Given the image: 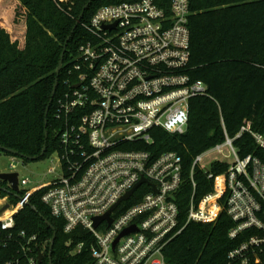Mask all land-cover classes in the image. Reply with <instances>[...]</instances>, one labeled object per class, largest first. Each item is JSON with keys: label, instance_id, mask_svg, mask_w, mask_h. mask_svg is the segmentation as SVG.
<instances>
[{"label": "built area", "instance_id": "1", "mask_svg": "<svg viewBox=\"0 0 264 264\" xmlns=\"http://www.w3.org/2000/svg\"><path fill=\"white\" fill-rule=\"evenodd\" d=\"M190 13V0H125L100 6L82 23L88 38L65 68L67 88L54 104L58 174L41 186L18 190L16 202L0 189V246H13L5 264L48 259L50 240L14 230V215L42 188L41 201L62 219L63 232L80 228L92 238L90 264H171L164 256L168 242L188 223H213L222 211L233 223L228 238L240 239L227 253L229 263L264 264V160L253 153L240 156L234 145L247 132L264 151V131H253L245 121L234 137L225 133L222 142L193 157L183 224L176 201L182 157L141 147L153 144L154 129L183 134L190 99L207 94L206 84L188 73ZM214 163L226 164L225 170L215 173ZM196 169L212 181L201 196ZM141 178L145 181L138 184ZM27 182L18 180V187ZM108 211L111 222L94 226V218ZM132 225L135 229L114 244ZM84 245L66 241L72 255Z\"/></svg>", "mask_w": 264, "mask_h": 264}, {"label": "trees", "instance_id": "2", "mask_svg": "<svg viewBox=\"0 0 264 264\" xmlns=\"http://www.w3.org/2000/svg\"><path fill=\"white\" fill-rule=\"evenodd\" d=\"M90 0H0V146L16 151L24 160L40 154L43 157L57 146L54 129V104L67 88L65 68L87 38L82 23L102 5L125 0H92L69 39L58 75V85L50 104L47 125L45 111L51 98L55 70L63 45L85 4ZM190 63L188 73L202 80L207 94L190 99L189 121L183 134H170L161 129L151 131L154 142L141 146L158 155L177 152L182 157L183 183L177 192L179 221H185L191 194L190 168L193 157L222 142L225 133L234 137L245 121L251 129L264 131V0H190ZM240 156L253 153L264 160L247 132L234 140ZM7 154H11L5 152ZM41 157V158H43ZM226 164H212L215 173ZM198 196L212 189L201 170L196 169ZM6 182L0 181L5 187ZM44 189L35 191L14 215L15 231L36 234L40 241L56 233L52 264H90L88 232L77 228L63 232V221L53 217L41 201ZM23 193V192H21ZM10 199L17 198L11 194ZM233 223L225 211L213 223H188L168 242L164 256L171 264H230L227 253L240 239L228 238ZM84 241L83 249L70 254L66 241ZM13 246H0V264L11 258ZM45 257L40 264H48Z\"/></svg>", "mask_w": 264, "mask_h": 264}, {"label": "water", "instance_id": "3", "mask_svg": "<svg viewBox=\"0 0 264 264\" xmlns=\"http://www.w3.org/2000/svg\"><path fill=\"white\" fill-rule=\"evenodd\" d=\"M92 2V0L88 1L85 6L83 7V10L82 12L79 14L78 18L76 19L75 21V24L70 32V34L68 35L64 45H63V48H62V51H61V54H60V57H59V62H58V65L56 67V70H55V81H54V85H53V88H52V92H51V98L49 99V102H48V105L46 107V111H45V118H44V127L46 128V125H47V115H48V110H49V107H50V104L52 102V99H53V96L55 94V91H56V88H57V85H58V75H59V72L62 68V64H63V58H64V54H65V51H66V46H67V43L69 41V39L71 38L74 30L76 29V27L78 26L82 16H83V13L84 11L88 8V6L90 5V3ZM44 137H45V142H44V145L42 147V150L40 152L39 155L37 156H33V157H27L29 158V160H37V159H40L41 157L44 156L45 154V151H46V139H47V131L45 129L44 131ZM0 151H3V152H8V153H11L13 155H17L18 153L14 150H11V149H7L5 147H2L0 146ZM0 181H5L7 182L9 185H10V189H6L5 187H1L0 186V189L4 192H9L10 194L14 195L15 197H19V195L16 193L18 190H19V187H18V174L16 172H1L0 173ZM145 179L144 178H141L138 182V184H140L141 182H144ZM137 184V185H138ZM136 185V186H137ZM135 186V187H136ZM134 187V188H135ZM133 189H131L130 191H128L124 196H122V198L120 199L121 200H125L128 198V196L133 192ZM27 204L29 205V202H27ZM116 205H114L111 209H113ZM110 214V211H108L105 215L101 216V217H96L94 218V226H97V224L103 220V219H106L109 223L111 222V218L109 216ZM46 224L53 230V234H52V237L50 239V243H49V251H48V264H52L51 262V252H52V247H53V243H54V239H55V231H54V228L53 226L50 224V222L47 220V219H44ZM135 229V226L132 225L126 229H124L121 234L116 238V240L114 241V244H116V242L119 240V238L128 233V232H131L132 230ZM39 260H41V255L38 256Z\"/></svg>", "mask_w": 264, "mask_h": 264}, {"label": "rangeland", "instance_id": "4", "mask_svg": "<svg viewBox=\"0 0 264 264\" xmlns=\"http://www.w3.org/2000/svg\"><path fill=\"white\" fill-rule=\"evenodd\" d=\"M13 159V161H12ZM15 164L14 168L10 167L11 163ZM58 156L55 152L49 155L37 159V160H24L23 158L7 154L0 151V173L1 172H16L18 174V180H27V184L19 185V192L23 190H30L32 188L41 186L51 180H53L58 174ZM55 168L56 173H50L49 169ZM5 186L8 188L10 185L6 182ZM17 193V192H16ZM18 194V193H17ZM17 198V197H16Z\"/></svg>", "mask_w": 264, "mask_h": 264}]
</instances>
